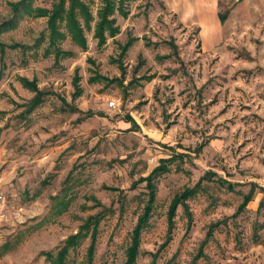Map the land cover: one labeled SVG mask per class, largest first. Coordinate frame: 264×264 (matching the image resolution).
<instances>
[{
    "label": "rangeland",
    "instance_id": "rangeland-1",
    "mask_svg": "<svg viewBox=\"0 0 264 264\" xmlns=\"http://www.w3.org/2000/svg\"><path fill=\"white\" fill-rule=\"evenodd\" d=\"M57 1L0 0V42L29 47L0 53V264H53L43 253L89 217L92 264H125L149 199L142 179L165 159L135 264H264V0L131 1L115 37L100 47L86 31L87 50L68 37L74 54L59 61L46 40L37 46L48 17L33 14ZM85 1L96 16L101 0ZM21 76L47 92L32 112ZM187 188L196 193L170 231V204ZM91 243L68 264H87Z\"/></svg>",
    "mask_w": 264,
    "mask_h": 264
},
{
    "label": "trees",
    "instance_id": "trees-1",
    "mask_svg": "<svg viewBox=\"0 0 264 264\" xmlns=\"http://www.w3.org/2000/svg\"><path fill=\"white\" fill-rule=\"evenodd\" d=\"M136 0H101V4L97 9V15L93 13L91 5L85 0H58L51 9L46 8H36L35 16H47L48 17V34L41 38V41L38 42L37 46L42 43L44 40L47 41V45L44 50V54L55 56L56 61H59L61 58L72 56L74 53L70 50L63 48L64 42L69 37L71 41L79 46L82 50H87V36L86 31L94 29V36L98 39V45L101 47L106 44L109 37H115L120 32V27L117 25V19L115 14L118 12L123 17H128L130 14L129 3ZM19 5L25 7L27 14L30 13L31 7L30 4L23 2ZM20 9L18 10V14ZM228 17L227 13H219V19L223 24ZM6 27L0 26V33L5 30ZM136 38L130 37L124 45H121L122 53H126L129 48L134 44ZM8 48L11 49H29L26 45L13 44L6 45L3 42H0V53L3 55ZM100 79H108L105 76H94L91 80L98 81ZM20 80L23 85L30 90L34 91L36 94L30 100L29 107L27 112H32L36 107H38L44 101V96L47 92L41 90L36 80H30L27 77L21 76ZM79 74H76L74 77V85L76 88V93L74 97H77L81 94V87L79 86L80 82ZM91 113H88V116H91ZM127 121L132 122L134 126L140 128L137 121L129 115ZM206 145L205 142H202L199 146L200 150ZM166 160V159H165ZM163 161V164L156 167L150 176L142 179L147 180V187L149 189L148 195L149 199L145 204L143 213L140 215L136 227L133 230L131 237V244L127 249V262L125 264H135L136 259L140 252V243L141 235L145 228L148 226L149 219L153 213L154 203L156 200L157 186L153 182V179L157 178L160 174L166 172L168 167L166 161ZM169 161L171 159H168ZM216 173H206V177L214 175ZM221 182H225L224 179H218ZM196 193L195 188H187L181 194H177L169 208V227L170 231L172 230L174 224V217L176 215V210L180 204H184L188 209V204L186 201L194 196ZM253 189L244 197V201L240 204L238 211L241 212L246 208L248 203L252 200ZM57 197V196H56ZM55 197V198H56ZM189 210V209H188ZM99 220L95 217H89L79 228L78 232L70 235L64 244L58 249L55 254L53 251H46L43 254L46 255L47 260L51 261L53 264H68V255L70 250L75 246L81 244V242L90 236L92 238V243L88 249V263L92 264L93 255L95 251V242L97 237ZM211 234L209 231L208 235Z\"/></svg>",
    "mask_w": 264,
    "mask_h": 264
},
{
    "label": "built area",
    "instance_id": "built-area-1",
    "mask_svg": "<svg viewBox=\"0 0 264 264\" xmlns=\"http://www.w3.org/2000/svg\"><path fill=\"white\" fill-rule=\"evenodd\" d=\"M110 106H116V101L112 100L110 101ZM4 200L3 194L0 192V201Z\"/></svg>",
    "mask_w": 264,
    "mask_h": 264
},
{
    "label": "crops",
    "instance_id": "crops-1",
    "mask_svg": "<svg viewBox=\"0 0 264 264\" xmlns=\"http://www.w3.org/2000/svg\"><path fill=\"white\" fill-rule=\"evenodd\" d=\"M203 13H205V12H203ZM206 13H208V12H206ZM218 18H219V13H218ZM201 19L204 20V22H207V21H206V19H207L206 17H201ZM219 20H220V19H219ZM220 22H221V21H220Z\"/></svg>",
    "mask_w": 264,
    "mask_h": 264
}]
</instances>
